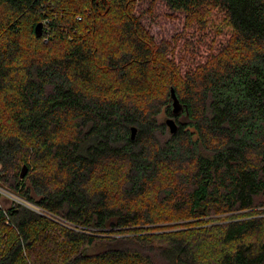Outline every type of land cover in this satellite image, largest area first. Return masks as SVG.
Instances as JSON below:
<instances>
[{"label":"trees","instance_id":"1","mask_svg":"<svg viewBox=\"0 0 264 264\" xmlns=\"http://www.w3.org/2000/svg\"><path fill=\"white\" fill-rule=\"evenodd\" d=\"M0 264H264V0H0Z\"/></svg>","mask_w":264,"mask_h":264},{"label":"rangeland","instance_id":"2","mask_svg":"<svg viewBox=\"0 0 264 264\" xmlns=\"http://www.w3.org/2000/svg\"><path fill=\"white\" fill-rule=\"evenodd\" d=\"M154 8L157 17L152 16L150 18L148 15H145L144 18L142 19V22L145 24L146 27H149L150 33L153 35L154 39L157 42L160 41L161 39H168L173 41V40H178L180 38H185L187 43L193 42L195 44V36H191L192 31L187 30L184 36L180 35L184 26L183 16L181 15L168 16L167 10L161 2H156ZM179 41L181 42L182 40L180 39ZM204 45L205 44L199 45V49H201V56H202L201 60L204 59V56L207 52V49ZM208 47L209 46H207V48ZM187 48H189V46H187ZM208 51L209 53L212 52L211 49H208ZM181 55H184L189 59L191 57L190 53H186V54L181 53Z\"/></svg>","mask_w":264,"mask_h":264},{"label":"water","instance_id":"3","mask_svg":"<svg viewBox=\"0 0 264 264\" xmlns=\"http://www.w3.org/2000/svg\"><path fill=\"white\" fill-rule=\"evenodd\" d=\"M41 30H42V23L39 22L35 26L36 36H38V37L41 36ZM171 94H172V97H173L174 105H176V98L174 96V93H173V90L172 89H171ZM166 123L168 124L170 131L173 132L175 130V127H176L175 124H174V122H173V120L167 119L166 120ZM131 132H132L131 133V136H133L134 133H135V128L134 127L131 128ZM26 173H27V166L26 165H23L21 167V170H20V173H19V178L20 179H23V177L26 175Z\"/></svg>","mask_w":264,"mask_h":264}]
</instances>
